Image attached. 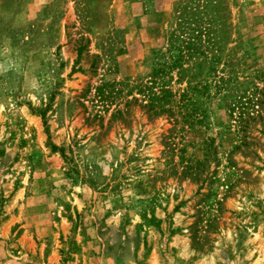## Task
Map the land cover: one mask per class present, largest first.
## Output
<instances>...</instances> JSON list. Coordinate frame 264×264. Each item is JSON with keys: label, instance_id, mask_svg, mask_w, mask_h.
Returning a JSON list of instances; mask_svg holds the SVG:
<instances>
[{"label": "rangeland", "instance_id": "374dc122", "mask_svg": "<svg viewBox=\"0 0 264 264\" xmlns=\"http://www.w3.org/2000/svg\"><path fill=\"white\" fill-rule=\"evenodd\" d=\"M0 264H264V0H0Z\"/></svg>", "mask_w": 264, "mask_h": 264}, {"label": "trees", "instance_id": "16d2710c", "mask_svg": "<svg viewBox=\"0 0 264 264\" xmlns=\"http://www.w3.org/2000/svg\"><path fill=\"white\" fill-rule=\"evenodd\" d=\"M180 58H182V55L180 57H178L177 59L179 60Z\"/></svg>", "mask_w": 264, "mask_h": 264}]
</instances>
